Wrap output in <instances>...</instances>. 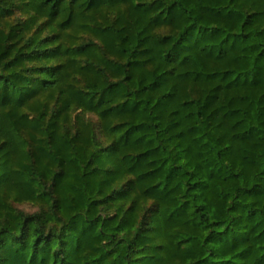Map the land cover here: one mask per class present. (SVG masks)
Listing matches in <instances>:
<instances>
[{
    "label": "trees",
    "instance_id": "trees-1",
    "mask_svg": "<svg viewBox=\"0 0 264 264\" xmlns=\"http://www.w3.org/2000/svg\"><path fill=\"white\" fill-rule=\"evenodd\" d=\"M0 264H264V0H0Z\"/></svg>",
    "mask_w": 264,
    "mask_h": 264
}]
</instances>
